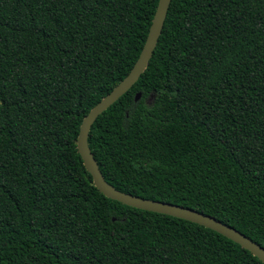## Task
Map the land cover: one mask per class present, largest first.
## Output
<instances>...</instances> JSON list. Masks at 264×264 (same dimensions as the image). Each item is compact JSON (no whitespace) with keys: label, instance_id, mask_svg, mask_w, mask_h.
Wrapping results in <instances>:
<instances>
[{"label":"trees","instance_id":"trees-1","mask_svg":"<svg viewBox=\"0 0 264 264\" xmlns=\"http://www.w3.org/2000/svg\"><path fill=\"white\" fill-rule=\"evenodd\" d=\"M157 3L0 0V264H264L105 197L79 154L83 118L132 68ZM159 38L91 126L102 176L264 248V0H171Z\"/></svg>","mask_w":264,"mask_h":264},{"label":"water","instance_id":"water-1","mask_svg":"<svg viewBox=\"0 0 264 264\" xmlns=\"http://www.w3.org/2000/svg\"><path fill=\"white\" fill-rule=\"evenodd\" d=\"M170 2L171 0H158L152 22L146 36L147 39L144 46H142L138 58L132 68L128 74L112 88L108 95L102 98L100 102H98V104L83 118L76 140L79 154L83 160L84 166L92 176L95 187L105 197H109L125 205L139 208L144 211L163 214L170 217H178L203 225L207 229L215 231L232 240L236 244H239L242 248L250 251L264 263V248L243 232L237 231L236 229L197 210L174 203L170 204L144 199L138 195L121 191L110 183H107L104 180L102 172L88 147V134L93 123L103 112L113 105L120 96L130 89V87L138 80L140 75L147 68L153 52L158 45ZM140 96L141 93L137 92L134 100L138 101Z\"/></svg>","mask_w":264,"mask_h":264}]
</instances>
